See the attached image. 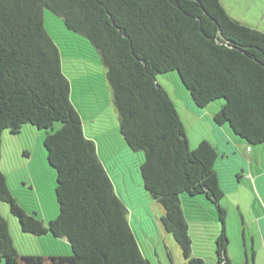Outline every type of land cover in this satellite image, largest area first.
Here are the masks:
<instances>
[{
	"label": "trees",
	"instance_id": "trees-1",
	"mask_svg": "<svg viewBox=\"0 0 264 264\" xmlns=\"http://www.w3.org/2000/svg\"><path fill=\"white\" fill-rule=\"evenodd\" d=\"M45 10L99 53L119 131L126 146L142 154L143 188L163 206L162 224L187 264L207 262L194 254L183 195L206 197L216 207L222 225L213 259L231 264L220 205L224 191L215 167L219 154L206 141L189 147L177 106L157 77L176 72L198 108L224 100L215 124L228 125L249 147L264 144V33L231 17L221 0H0V163L5 131L16 136L27 125L44 130L59 215L45 225L27 213L1 169L0 203L10 206L24 233L66 239L72 254L65 264L149 262L71 99L60 50L45 28ZM1 260L46 262L20 260L0 212Z\"/></svg>",
	"mask_w": 264,
	"mask_h": 264
},
{
	"label": "rangeland",
	"instance_id": "rangeland-1",
	"mask_svg": "<svg viewBox=\"0 0 264 264\" xmlns=\"http://www.w3.org/2000/svg\"><path fill=\"white\" fill-rule=\"evenodd\" d=\"M221 1L235 20L243 24H252L264 32V0ZM44 24L48 34L60 50L63 69L71 83V99L81 110L82 116L88 117L87 132L101 139L100 157L109 161L108 157L122 152L125 142L119 131L116 115L118 112L113 103V92L107 78V70L100 55L86 37L68 30L64 20L50 10L44 11ZM157 81L176 103L190 139V148L191 145H194L193 149L197 148L201 140L209 141L216 136L212 130L218 126L214 122L213 115L221 108L224 100H217L203 109L200 108V115H196L189 109L192 99L176 72L159 75ZM91 110H96V112ZM92 113L96 114L91 115ZM44 139L45 131L37 130L30 125L25 126L16 136L5 131L0 169L6 176L11 194L19 206L47 225L58 218L59 205L55 193L56 171L47 161ZM124 149H128L134 156L131 170L135 176L138 175L139 179L138 165L143 156L141 153L131 151L126 144ZM240 155L243 156L241 153ZM239 157L231 160L235 166L244 160ZM119 160L120 158L117 159ZM121 166L125 169L124 165ZM218 176L221 189L224 191L221 207L226 211L225 226L229 239V257L232 258L233 264H244L240 257L243 254V233L240 220L244 218L248 221L254 218L258 205L262 202H256V197L248 182L244 179L240 180L237 173L224 168ZM182 197V206L185 209L194 241V254H203L207 264H215L213 241L222 225L218 218V211L206 197L193 199L186 195ZM123 198L128 204V219L132 222L131 228L139 238L141 251L149 264H187L179 244L162 224L161 220L165 214L163 206L150 197H144V201L143 198L137 199L134 194L130 195L126 191H124ZM197 199H202L203 202L200 204ZM188 201L197 204L191 205ZM144 203L148 204L143 205ZM137 205L142 207H136ZM0 212L9 223L10 235L20 260L42 257L46 259L44 264L69 262L68 259L72 253L66 239L55 238L51 233L43 236L24 233L19 219L10 212V206L6 203H0ZM137 214H144L142 221H138L140 216L137 217ZM247 232L254 235L256 228L251 227L246 230ZM261 254L262 251L258 255V264L263 263ZM0 264H6L5 260H1ZM22 264L27 263L22 262Z\"/></svg>",
	"mask_w": 264,
	"mask_h": 264
},
{
	"label": "crops",
	"instance_id": "crops-1",
	"mask_svg": "<svg viewBox=\"0 0 264 264\" xmlns=\"http://www.w3.org/2000/svg\"><path fill=\"white\" fill-rule=\"evenodd\" d=\"M222 2V1H221ZM223 5V4H222ZM224 7V6H223ZM225 8V7H224ZM225 10L229 13V15L232 17L231 12L226 7ZM242 23V22H241ZM245 25L255 28L259 30V27H256L252 24H246ZM263 32V30H259ZM264 33V32H263ZM190 101V100H189ZM75 104V102H73ZM176 104V103H175ZM191 106L189 109H191L192 112H194L196 115H200L201 109L195 106L193 101H190ZM78 108L77 104H75ZM78 110L81 112V110L78 108ZM92 112H96V110H91ZM219 110L216 111V113ZM117 112V111H116ZM205 113V112H204ZM215 113V114H216ZM96 113H92L91 115H95ZM214 114V115H215ZM119 123V116L118 113H116ZM213 115V117H214ZM84 119V125L87 136H89L91 139H93L98 148V152L100 151V141L101 139L99 137L96 138L95 135H91L87 132L88 130V117L83 118ZM182 119V117H181ZM93 121H91L92 123ZM183 122V119H182ZM184 125V122H183ZM217 125V124H216ZM218 127H215L213 129V134H216V136L213 139L207 140H201L206 141L210 143L215 149L217 150L219 157L216 162V171L219 175L220 171L222 169H226L227 171H231L232 173H237L238 178L240 180L244 179L248 182L250 189L252 193L254 194V197H256V202L261 201L258 205V211L255 212L254 218H250V220L245 221L244 218L240 220V225L242 227V233H243V254L240 256L241 261H243L244 264H258V255L260 251H262V259L264 264V144L257 145V146H250L247 144V142L241 140L238 138L231 130V128L228 125H222ZM185 128V126H184ZM186 131V128H185ZM188 143L190 145V139L188 136V133L186 131ZM200 142V143H201ZM102 143V141H101ZM125 144H123L122 152L115 153L112 157H108L109 161L103 160V164L114 184L115 191L117 195L122 199V201L125 203V205L128 208V204L126 200L123 198L124 191H126L128 194L132 195L134 194V197H137V199H140L144 197H150L149 194H146V190L143 188L142 180L138 175H134L132 172V163L134 162V156L131 155L128 149H124ZM127 147V146H126ZM190 147V146H189ZM194 145H191V149H193ZM195 149V148H194ZM240 153L243 155L241 156ZM119 154V155H118ZM100 156V155H99ZM115 156V157H114ZM240 156L239 158H242V162L238 163V166L233 164L231 160L233 158H236ZM114 157V158H113ZM244 157V158H243ZM111 158H113L111 160ZM120 158L119 161L117 159ZM237 160V159H236ZM143 163V158L140 159V163L138 165V169L140 168V165ZM124 165L125 169H122V166ZM113 174L115 176H113ZM145 190V191H144ZM151 198V197H150ZM152 199V198H151ZM139 200V202H140ZM153 200V199H152ZM199 202L202 203V199H197ZM134 201V200H133ZM145 201V199H144ZM155 201V200H154ZM222 201V200H221ZM141 203V202H140ZM135 204V203H134ZM147 205L148 203H144L143 205ZM188 204L195 205L197 203L188 201ZM221 205V202H220ZM136 207H142L141 205H137ZM184 209V208H183ZM141 210V209H140ZM185 210V209H184ZM137 213V212H136ZM165 213V210H164ZM140 216V219L144 216ZM129 217V216H128ZM138 221H142V219ZM201 219V218H200ZM204 220V219H202ZM130 222V221H129ZM132 224V222H130ZM251 227L256 228V233L253 235L250 232L246 233L247 229H251ZM191 234V233H190ZM136 235V234H135ZM137 237V235H136ZM192 237V235H191ZM139 241V238H137ZM193 239V237H192ZM258 240V242H257ZM258 243V247H256V244ZM229 248V247H228ZM214 249V247H213ZM229 250V249H228ZM196 253V252H195ZM203 254H197L196 256H202ZM214 255V254H213ZM229 257V252H228ZM229 260L231 261V264H233L232 258L229 257Z\"/></svg>",
	"mask_w": 264,
	"mask_h": 264
}]
</instances>
